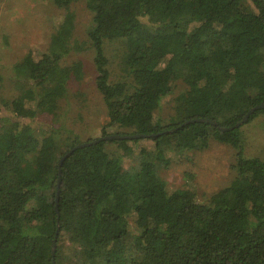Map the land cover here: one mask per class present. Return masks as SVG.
<instances>
[{
    "label": "trees",
    "instance_id": "1",
    "mask_svg": "<svg viewBox=\"0 0 264 264\" xmlns=\"http://www.w3.org/2000/svg\"><path fill=\"white\" fill-rule=\"evenodd\" d=\"M74 1L53 0L60 9ZM86 4L93 15L87 42L75 40L74 19L65 18L39 59L29 54L15 66L25 89L5 104L12 117L2 118L0 103V264H264V160L245 156L242 127L222 130L264 104V0ZM114 44L123 50L118 82L106 51ZM87 48L108 111L102 137L145 138L77 150L60 175L78 136L60 129L41 136L24 121L57 114L71 79L83 73L81 61L63 59ZM178 82L185 90L162 119L158 111ZM197 119L217 125L186 124ZM140 141L154 148L125 170L129 144ZM213 142L237 152L231 185L208 202L190 190L170 191L161 176L170 155Z\"/></svg>",
    "mask_w": 264,
    "mask_h": 264
},
{
    "label": "rangeland",
    "instance_id": "2",
    "mask_svg": "<svg viewBox=\"0 0 264 264\" xmlns=\"http://www.w3.org/2000/svg\"><path fill=\"white\" fill-rule=\"evenodd\" d=\"M67 17L74 19L75 40L86 43L93 21L86 0H75L64 9L58 8L53 0H0V103L3 105V119L12 117L5 104H10L25 89L16 77L15 66L29 54L39 59L47 50L58 25ZM106 51L111 62V80L118 82L122 75V45H108ZM75 61L83 63V73L71 79L68 98L61 101L57 114L40 115L33 121L24 122L32 125L41 136L59 129L65 137L68 132H73L82 144L101 138L109 118L104 98L96 86L93 50L72 51L63 59V64L71 65ZM184 90L185 86L178 82L173 94L163 100L158 116L169 119L174 114L176 98ZM240 131L245 156L264 160V115L246 123ZM129 146L134 149V154L126 157L125 170L138 164L142 150L154 148L151 141ZM236 153L230 145L213 142L205 151L171 154L170 165L161 168V176L170 191L190 190L195 192L200 202H208L211 196L229 187L237 178V171L233 169Z\"/></svg>",
    "mask_w": 264,
    "mask_h": 264
},
{
    "label": "water",
    "instance_id": "3",
    "mask_svg": "<svg viewBox=\"0 0 264 264\" xmlns=\"http://www.w3.org/2000/svg\"><path fill=\"white\" fill-rule=\"evenodd\" d=\"M259 110H264V104H262L260 106H257V107H255L253 109H251L250 112L244 117V119L240 123L236 124L234 127L223 128L222 130L223 131H226V130H234V129L241 128L243 125H245L246 123L249 122L250 116L253 115V114H255ZM195 122H197V123H206V124H211V125H217L213 121L206 120V119L192 120V121L187 122L186 124H191V123H195ZM143 138H145V136H143V135H135V136H120V135H115V136L101 137V138H99V139H97L95 141H92V142H87V143L79 144L76 147H74L73 149H71L70 151H68L65 154V156L60 160V162H59V173L61 175V170H62V167L64 165V162L67 159H69L77 150H80V149H83V148H86V147H89V146H92V145H96V144H98L100 142H104V141H114V140H123L124 141V140H134V139H143ZM58 201H59V197H57V204H58ZM56 211L58 213V207L56 208ZM59 232H60V228L58 227V230H57V233H56V239L54 241V246H53V256L56 255V249H57V241L56 240H57V237L59 235Z\"/></svg>",
    "mask_w": 264,
    "mask_h": 264
}]
</instances>
